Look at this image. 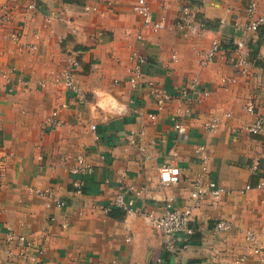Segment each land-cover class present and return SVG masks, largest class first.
Listing matches in <instances>:
<instances>
[{
    "label": "crops",
    "instance_id": "obj_1",
    "mask_svg": "<svg viewBox=\"0 0 264 264\" xmlns=\"http://www.w3.org/2000/svg\"><path fill=\"white\" fill-rule=\"evenodd\" d=\"M32 1L0 0V264H261L244 236L260 224L264 133L248 132L255 114L244 106L253 96L264 114V28L245 36L235 31L246 2L190 0L206 34L184 37L175 30L181 0H147L153 19L165 24L157 32L133 11L136 0H35L37 9L28 10ZM255 1L263 10L264 0ZM18 29L20 40H11ZM215 37L229 40L228 51L202 67L197 52ZM239 40L249 50L247 77L231 61ZM135 50L148 64L133 89ZM73 53L81 54L80 98L51 82V71L64 69ZM226 77L236 82L225 86ZM149 82L173 97L163 110ZM54 109L60 110L57 127L45 123ZM213 118L215 133L206 126ZM200 146L207 151V174ZM79 154L92 173L68 170ZM164 165L182 169L179 183H161ZM198 177L224 188L220 202L196 206L192 236H168L153 220L169 199L179 208L194 205ZM48 188L64 207H46L36 190ZM120 195L130 212L115 206ZM215 218L228 220L231 229L218 232Z\"/></svg>",
    "mask_w": 264,
    "mask_h": 264
},
{
    "label": "built area",
    "instance_id": "obj_2",
    "mask_svg": "<svg viewBox=\"0 0 264 264\" xmlns=\"http://www.w3.org/2000/svg\"><path fill=\"white\" fill-rule=\"evenodd\" d=\"M246 2L245 7V20H241L236 17L233 22V27L235 31L240 32L242 36L258 33L262 28H264V9H259V4L255 0H241ZM28 10H36L37 4L33 0L27 6ZM89 8H87L88 10ZM12 11V10H11ZM133 11H135L143 21L146 27H150L153 31L157 32L165 28V24L161 21H155L152 16V11L150 9L147 0H136L133 5ZM8 11L6 14V19H9ZM199 26L195 18V7L193 2L190 0H181L178 8V16L175 22V30L180 32L184 37L191 35L204 36L206 34L205 27ZM23 34L18 29L11 33L10 39L13 41H19ZM137 40L141 44L146 43V39L142 33L137 35ZM62 39L60 43H62ZM225 39L221 37L213 38L211 45L206 50H199L197 52L198 62L202 67L209 66L221 52H227L228 49L225 47ZM32 49H36L32 46ZM231 49V48H230ZM233 55L231 61L233 66L237 69L238 73L242 76L250 75L249 61V50L247 49L246 42L244 40H239L233 44ZM66 59V66L62 70L51 71V82L53 85H57L66 90L74 93V95L80 98L83 95L82 89L79 87L75 80V75L77 70L81 67V54L73 53L68 54ZM172 61L177 60V53L173 52L171 55ZM130 78L129 85L131 88H138L141 83V78L144 75V67L148 64V58L146 55L140 53L139 51H133L130 55ZM236 79L234 77L223 78V83L228 86L231 83H235ZM148 87L151 90L152 97L156 101L158 110H163L165 105L172 100V96L160 85L154 82H149ZM198 83H194L192 89L197 90ZM188 90L182 92L183 96L189 95ZM208 94V93H206ZM66 106V105H64ZM259 106V101L253 96L248 97L245 101V110L249 113L255 114V120L247 126L249 133L257 135L264 133V114L258 113L257 109ZM59 109H54L51 115L46 119L45 123L52 127H57L60 124L59 119ZM152 119H155V114L151 115ZM218 120L213 118L206 124L207 129L213 133L217 132ZM176 128L178 131L183 132L185 128L180 123H176ZM91 129L95 130L96 125H91ZM199 159L201 160L202 170L207 174V162L208 156L207 151L204 146H200L197 149ZM72 174L76 175H86L93 172V166L89 163L83 154L77 156V161L74 166L70 169ZM183 172L179 166L174 165H164L160 168V181L164 186L174 185L181 181ZM78 190H82V183L79 181L75 182ZM251 187L246 186L245 191L249 190ZM258 188L264 191V179H262ZM243 190V191H244ZM36 193L45 199V205L47 208L57 207L62 208L66 205L64 201L58 200L55 197L54 190L48 188L46 190H36ZM224 193V188L217 184L214 180H207L203 177H198L192 182L191 188V198L195 200L194 205H188L184 208H179L175 205L173 199H169L165 204V212L162 216L155 218L153 220L154 225L164 231L168 236L176 234H185L187 236H192L194 234V228L191 226L194 210L201 204L207 203L211 206H216ZM115 206L123 209L126 212L131 211V203L127 202L122 195L118 196L115 201ZM197 206V207H196ZM262 211L260 217V224L258 230H247L245 232V240L248 242L250 253L252 256L257 257L261 264H264V243L262 239L264 238V197L261 201ZM215 229L218 232H227L231 229L232 224L225 219L215 218L213 220ZM66 226V225H64ZM240 261H245V256L239 258Z\"/></svg>",
    "mask_w": 264,
    "mask_h": 264
},
{
    "label": "rangeland",
    "instance_id": "obj_3",
    "mask_svg": "<svg viewBox=\"0 0 264 264\" xmlns=\"http://www.w3.org/2000/svg\"><path fill=\"white\" fill-rule=\"evenodd\" d=\"M225 42H229V40H225ZM84 94V93H83ZM245 108V107H244ZM75 164V163H74ZM73 165L68 167V170H70L72 168Z\"/></svg>",
    "mask_w": 264,
    "mask_h": 264
}]
</instances>
